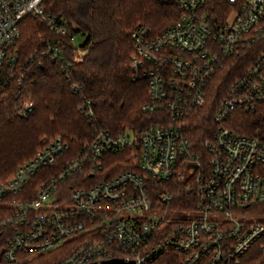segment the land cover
Wrapping results in <instances>:
<instances>
[{"label": "built area", "instance_id": "2783aa9c", "mask_svg": "<svg viewBox=\"0 0 264 264\" xmlns=\"http://www.w3.org/2000/svg\"><path fill=\"white\" fill-rule=\"evenodd\" d=\"M156 1L176 6L179 15L157 33L144 23L133 29L132 65L135 77L148 84L142 110L165 112L166 123L151 122L139 135L97 129L78 151L56 136L19 164L0 181L7 264L56 249L64 254L54 264L111 258L134 264H264V132L243 134L229 125L237 110L264 107V0H224L225 10L214 0ZM53 6V0H0V92L15 79L25 18L70 35L75 45L78 33ZM59 43L49 39L42 55L67 71L70 62ZM256 44L253 63L219 101L217 126L203 142L204 164L182 119L205 103L206 85L223 59ZM71 87L81 96V112L94 117L82 84L73 81ZM33 110L27 100L19 112L28 117ZM124 151L131 168L87 185L86 174L100 170L105 156ZM174 179L190 181L188 189L196 194L192 208L176 214V194L152 186Z\"/></svg>", "mask_w": 264, "mask_h": 264}, {"label": "trees", "instance_id": "16d2710c", "mask_svg": "<svg viewBox=\"0 0 264 264\" xmlns=\"http://www.w3.org/2000/svg\"><path fill=\"white\" fill-rule=\"evenodd\" d=\"M214 1L223 10L227 9L224 0ZM53 2V10L61 12L71 32L81 33L84 41L74 45L70 35L56 34L34 17L22 21L16 44L15 79L0 92V181L11 176L19 164L33 157L46 141L56 136L63 137L78 151L97 129L113 133L132 129L139 135L151 122L166 123L165 112L142 110L148 99V84L144 78L135 77L132 31L144 23L154 33L159 32L176 20L177 7L156 0ZM49 39L60 41L70 62L69 70H63L42 55ZM259 50L256 44L224 58L222 68L206 85L205 103L182 119L184 132L193 141L195 150L202 154L204 164L208 157L203 142L212 137L217 126L214 115L219 101L225 97L230 84L253 63ZM21 75L23 78L18 82L16 78ZM73 81L82 84L83 94L91 99L94 117L81 112L82 99L79 93L73 92ZM27 100L34 103V110L23 117L19 109ZM229 125L243 134L264 132V107L254 112L237 110ZM127 156L125 151L105 156L100 170L93 176L86 174L87 185L131 168ZM152 186L176 194L171 207L173 214L191 209L196 200L194 191L188 189L192 186L188 180L174 179ZM6 240L7 235L1 232L0 264H7L2 256ZM63 254L61 249L52 250L24 264H54Z\"/></svg>", "mask_w": 264, "mask_h": 264}, {"label": "water", "instance_id": "95a60500", "mask_svg": "<svg viewBox=\"0 0 264 264\" xmlns=\"http://www.w3.org/2000/svg\"><path fill=\"white\" fill-rule=\"evenodd\" d=\"M196 168V165H192L191 170L193 171ZM89 264H134L133 260H126L124 258H111L104 260H97Z\"/></svg>", "mask_w": 264, "mask_h": 264}, {"label": "rangeland", "instance_id": "374dc122", "mask_svg": "<svg viewBox=\"0 0 264 264\" xmlns=\"http://www.w3.org/2000/svg\"><path fill=\"white\" fill-rule=\"evenodd\" d=\"M84 41V36L81 34V33H78V37L75 39V45H79L80 43H82ZM193 214H195V213H193ZM34 257H36V256H32V257H27V258H25L24 259V261L25 262H27V261H29V260H31V259H33ZM24 261H22L21 263H19V264H24L25 262Z\"/></svg>", "mask_w": 264, "mask_h": 264}]
</instances>
